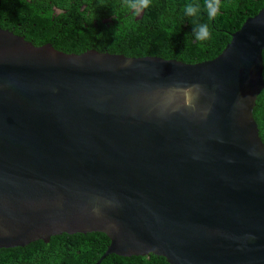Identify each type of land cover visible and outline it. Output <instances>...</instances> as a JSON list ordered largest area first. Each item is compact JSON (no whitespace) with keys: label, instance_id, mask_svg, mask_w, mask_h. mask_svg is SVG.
Listing matches in <instances>:
<instances>
[{"label":"water","instance_id":"95a60500","mask_svg":"<svg viewBox=\"0 0 264 264\" xmlns=\"http://www.w3.org/2000/svg\"><path fill=\"white\" fill-rule=\"evenodd\" d=\"M264 7L213 60L66 54L0 28V249L264 264Z\"/></svg>","mask_w":264,"mask_h":264},{"label":"trees","instance_id":"16d2710c","mask_svg":"<svg viewBox=\"0 0 264 264\" xmlns=\"http://www.w3.org/2000/svg\"><path fill=\"white\" fill-rule=\"evenodd\" d=\"M199 4V19L184 14L185 5ZM205 0H151L139 15L124 0H0V28L36 47L50 44L66 54L89 50L129 58L157 57L186 64L216 58L242 24L254 17L264 0H221L209 20ZM207 23L211 35L197 40L193 29ZM263 82H264V49ZM253 117L264 144V88ZM109 239L102 233L61 234L47 243L0 249V264H95ZM100 264H167L162 257L108 255Z\"/></svg>","mask_w":264,"mask_h":264},{"label":"clouds","instance_id":"9594fccd","mask_svg":"<svg viewBox=\"0 0 264 264\" xmlns=\"http://www.w3.org/2000/svg\"><path fill=\"white\" fill-rule=\"evenodd\" d=\"M124 5L127 8L134 10L135 13L139 15L144 9H147L151 6V0H124ZM204 8L207 11V16L209 20H211L219 14L221 8V0H205ZM200 13L201 7L199 4L189 3L185 5V16L194 17L198 20ZM193 32L197 40H203L211 35L207 23H198L197 26L193 29Z\"/></svg>","mask_w":264,"mask_h":264}]
</instances>
